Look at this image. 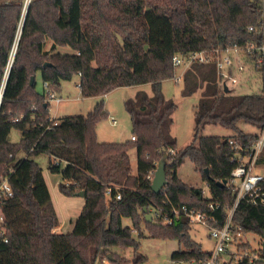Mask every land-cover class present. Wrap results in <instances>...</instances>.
I'll list each match as a JSON object with an SVG mask.
<instances>
[{
	"label": "trees",
	"instance_id": "1",
	"mask_svg": "<svg viewBox=\"0 0 264 264\" xmlns=\"http://www.w3.org/2000/svg\"><path fill=\"white\" fill-rule=\"evenodd\" d=\"M25 1L0 0V92L14 52L0 104V181L7 179L13 192L12 198L0 199L7 229L0 236V264H101L105 258L111 264H128L114 248L133 249L132 264H142L146 259L138 253V240L146 235L178 243L172 262H204L210 253L190 237L189 219L183 214L174 217L173 212L185 206L210 215L212 204L218 209L211 226L224 225L235 197L232 159L240 148L245 155L252 148L263 124L264 101L255 94L220 91L215 66L193 64L182 76L181 95L200 92V98L194 108L193 140L179 149L171 135L177 105L164 98L161 85L177 77L180 68L173 66L174 55L246 41L247 27L258 19L256 1L30 0L24 12ZM64 48L71 53H62ZM75 77L83 98L150 84L152 96L138 91L124 103L134 140H97L96 126L109 116L102 102L86 116L51 118L46 97L36 91L37 79L57 92L61 82ZM209 126L232 135L203 136ZM13 131L20 135L17 143L11 141ZM130 152L136 154L134 173ZM39 155L49 157V173L61 176L62 195L84 194L71 233L53 231L59 219L35 162ZM164 155L167 184L155 194L151 183ZM185 161L194 166L210 197L177 176ZM145 213L153 222L146 221ZM170 217L172 225H164ZM231 233L240 252L257 256L252 264H264L261 248L243 241L248 235L262 240L264 205L256 208L241 200ZM237 264L251 263L246 258Z\"/></svg>",
	"mask_w": 264,
	"mask_h": 264
},
{
	"label": "rangeland",
	"instance_id": "2",
	"mask_svg": "<svg viewBox=\"0 0 264 264\" xmlns=\"http://www.w3.org/2000/svg\"><path fill=\"white\" fill-rule=\"evenodd\" d=\"M25 6V4H24ZM22 6V8H24ZM62 53H71L68 48L61 49ZM177 76L183 73L182 69L176 70ZM184 74V73H183ZM79 79L75 77L72 81L61 82L59 88V95L61 99L60 104L55 102L49 103V113L51 118L57 121L65 117L71 116H86L91 112L98 102H102L104 110L109 114L107 120L101 122L96 126L97 140L101 143H124L131 139L132 126L130 117L125 111L124 103L126 100L134 98L138 91H144L148 96H152V88L150 84L120 87L105 96L98 98H83L81 97L77 85ZM182 83L174 80L164 81L161 85V93L166 100H171L177 109L172 115L171 135L177 141V148L183 149L188 146L193 140L195 127V113L194 108L197 105L200 92L184 98L181 95ZM36 91L40 95H44L42 81L38 78L36 83ZM236 93H248L247 89H236ZM113 117L117 124L113 125L109 117ZM241 129L247 133H255V130L249 126H241ZM203 136H218L230 137L232 133L221 127L209 126L202 132ZM19 133L13 131L11 133V141L17 143L19 141ZM35 162L42 169L44 180L49 188V193L52 199L53 206L57 211L59 217V231L64 234L71 233L74 224L84 206V199L82 197H66L58 190V185L61 182L60 175H53L47 170L49 157L47 155H39L35 158ZM130 163L132 173L136 170V154L130 152ZM177 176L187 185L193 188H200L204 191L206 197H210V193L205 183L201 180L198 173L195 172L194 166L185 161L178 169ZM108 199V197H106ZM124 224L130 226V223L125 219ZM190 237L196 241L205 252L211 253L214 250L215 242L209 238V230L195 222H190ZM248 240L256 249L261 248L262 240L254 235H248ZM140 248L138 253L145 257L142 264H172L171 254L179 249L178 243L171 240H157L147 237V235L138 240ZM182 247V246H181ZM113 251L119 256L125 257L132 264L131 259L134 256V250L128 248L123 250L121 248H114ZM101 264H111L108 259H103ZM177 264H198L194 261H183Z\"/></svg>",
	"mask_w": 264,
	"mask_h": 264
},
{
	"label": "built area",
	"instance_id": "3",
	"mask_svg": "<svg viewBox=\"0 0 264 264\" xmlns=\"http://www.w3.org/2000/svg\"><path fill=\"white\" fill-rule=\"evenodd\" d=\"M258 6V19L256 24L247 27L248 39L241 44H229L217 46L210 50L191 52L186 55H174L172 58L173 66L183 70V73L193 64H207L215 66L216 79L220 91L227 88V93H236V89H247L248 93L260 96L264 101V0H254ZM30 0L25 1L24 12L27 10ZM15 50V49H14ZM14 52L8 62L5 74L4 84L0 94L4 91L8 73L12 65ZM181 75L177 76L174 81L179 83L182 80ZM47 102L60 104L61 99L57 96L56 91L50 87L47 82H43ZM79 88V84L77 85ZM110 122L116 125L117 122L113 117H109ZM56 125V124H54ZM256 140L249 150L248 155L242 154L240 148L237 159H232L236 163L231 172V184L234 186L235 197L234 203L227 213V218L221 228L211 226L215 223L213 213L218 206L209 205L210 215L202 212L188 209L182 206L179 211H174V217L183 214L189 219V222H195L209 230V238L215 242L214 250L209 257L201 264H237L248 258L249 263L257 259L256 255H249L248 252H240L233 243L231 233V221L236 208L241 200H245L253 207L264 205V117L263 124L256 130ZM134 140V137H131ZM230 145H236L230 141ZM238 148V147H236ZM109 194V191H108ZM13 192L7 179L0 181V199H10ZM120 199V195L116 196ZM174 217L166 218L164 225H172ZM7 229L4 225V217L0 215V236H5ZM247 237H243L246 242ZM7 243V238L3 239ZM172 264H177L172 262Z\"/></svg>",
	"mask_w": 264,
	"mask_h": 264
},
{
	"label": "water",
	"instance_id": "4",
	"mask_svg": "<svg viewBox=\"0 0 264 264\" xmlns=\"http://www.w3.org/2000/svg\"><path fill=\"white\" fill-rule=\"evenodd\" d=\"M33 80H34V78L32 77L30 80L31 81L30 84L33 83ZM6 82H7V80H6ZM224 92L225 93L228 92L227 88H224ZM2 96H3V92L0 94V104H1ZM166 184H167L166 155H164L163 158L157 164V168L154 172V176H153L152 183H151V190L155 194H159ZM83 195H84L83 192H79L76 194L77 197H83ZM144 212H146V209H144ZM145 219L147 222H153L152 221V215L149 213H145ZM261 250L264 252V235L262 238Z\"/></svg>",
	"mask_w": 264,
	"mask_h": 264
},
{
	"label": "crops",
	"instance_id": "5",
	"mask_svg": "<svg viewBox=\"0 0 264 264\" xmlns=\"http://www.w3.org/2000/svg\"><path fill=\"white\" fill-rule=\"evenodd\" d=\"M60 91V90H59ZM59 91H57L58 92V95H59ZM111 117V116H110ZM48 187V186H47ZM49 189V188H48ZM55 209V208H54ZM56 211V210H55ZM56 214H57V211H56ZM57 216H58V214H57ZM58 219H59V217H58ZM59 229H60V227H57V228H55L53 231H54V233H61L60 231H59Z\"/></svg>",
	"mask_w": 264,
	"mask_h": 264
}]
</instances>
